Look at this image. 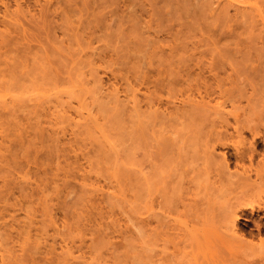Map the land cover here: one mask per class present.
Wrapping results in <instances>:
<instances>
[{"label":"rangeland","instance_id":"374dc122","mask_svg":"<svg viewBox=\"0 0 264 264\" xmlns=\"http://www.w3.org/2000/svg\"><path fill=\"white\" fill-rule=\"evenodd\" d=\"M0 264H264V0H0Z\"/></svg>","mask_w":264,"mask_h":264}]
</instances>
